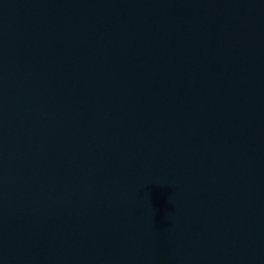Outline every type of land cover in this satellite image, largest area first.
<instances>
[{"label":"water","instance_id":"water-1","mask_svg":"<svg viewBox=\"0 0 264 264\" xmlns=\"http://www.w3.org/2000/svg\"><path fill=\"white\" fill-rule=\"evenodd\" d=\"M0 264H264V0H0Z\"/></svg>","mask_w":264,"mask_h":264}]
</instances>
